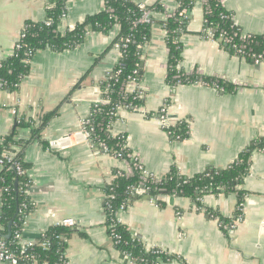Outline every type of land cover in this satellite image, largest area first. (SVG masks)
<instances>
[{"label":"crops","instance_id":"crops-1","mask_svg":"<svg viewBox=\"0 0 264 264\" xmlns=\"http://www.w3.org/2000/svg\"><path fill=\"white\" fill-rule=\"evenodd\" d=\"M106 1L66 0L67 12L57 30L63 34L85 17L101 13ZM131 1L146 5L160 1L163 10L155 14L156 21L177 9V0ZM222 4L244 33L264 35V0ZM47 8V0H0V62L13 54L25 23L44 21ZM189 15L181 36L180 66L188 74L219 79L223 89L169 85L165 31L155 23L140 47L141 78L136 81L142 91L140 102L120 110L107 131L111 137L125 134L128 150L163 179L172 169L186 178L224 169L251 141L264 136V60L247 61L205 37L199 0ZM117 35L114 26L108 32H89L71 50L36 51L18 86L0 88V144L18 120L25 123L16 136L24 145L13 148L21 151L31 180L27 194L33 207L21 238L37 243L51 227L72 218L74 227L66 228L62 237L64 264H140L116 248L107 228V188L129 165L79 135L80 121L105 102L101 84L120 57ZM131 90L132 85L127 88ZM167 101L172 125L187 124L184 139L175 138L159 123L158 111ZM52 112L40 137L32 139L33 129ZM56 139L62 146L49 148ZM238 188L245 192L242 201L235 193H207L195 201L167 195L159 204L138 186L118 219L144 252L159 249L172 256L156 264H264V151L252 153L249 172ZM239 203L242 220L225 230L220 222L228 223Z\"/></svg>","mask_w":264,"mask_h":264},{"label":"trees","instance_id":"trees-1","mask_svg":"<svg viewBox=\"0 0 264 264\" xmlns=\"http://www.w3.org/2000/svg\"><path fill=\"white\" fill-rule=\"evenodd\" d=\"M48 8L44 21H50V25H45L44 21H27L24 26V37L20 40V47L15 49L13 54L0 62V88L14 90L28 73L29 61L32 55L39 50L50 49L53 51L71 50L82 43L89 32H108L115 25L119 26L117 39L130 36L131 41L121 48L122 57L112 70V73L101 84L102 98L104 104L95 106L90 114V125L93 127V142H103L110 153L119 151L125 158L129 150L121 149L123 140L111 137L106 131L107 126L116 119L117 115L111 114L117 105L128 104L134 107L140 99H134V94L123 92L124 84L129 78L139 81L141 78V49L140 45L149 40L152 26L159 23L165 31V44L168 49L166 81L172 87L177 85H189L202 79L207 85L214 83L220 85V80L216 78L200 77L197 74H188L181 66L183 45L181 36L187 31L189 12L194 0H178L181 7L172 16L164 21L152 19L150 23L134 22L139 18L140 12L137 3L131 0H107L104 10L96 15L87 16L83 21L77 23L74 28L60 33L57 30L58 23L63 15H66V0H47ZM209 10L204 13V29H212L213 40L222 47L247 61H253V56L264 57V35H250L241 38L242 29L234 25L230 17L231 12L226 10L219 0H206ZM153 11L163 10L160 1L150 5ZM185 9V11H183ZM227 16V17H224ZM206 32H203L205 35ZM221 37L222 40L219 38ZM229 39V42L226 40ZM243 50L242 54H236V48ZM118 72V73H117ZM178 77V78H177ZM227 87L226 84H223ZM169 102V101H167ZM54 112L44 116L40 127L33 129L32 139L40 137L42 128ZM25 123L18 120L13 130L7 134L0 144V157L4 151L14 153L16 160L20 161L22 167L27 170V165L22 159L21 151H15L14 147L23 146L21 139H17L18 128ZM171 134L178 139H184L188 135L187 124L180 122L175 126L167 128ZM255 151H264V136L251 141L238 155L237 159L224 169H208L205 172L186 178L181 176L175 169H172L158 185L161 191L150 190L151 195L156 197L159 204H163L162 197L167 195L185 196L192 200L201 198L207 193H235L239 201L243 200L245 192L238 188L247 176L250 167V157ZM28 176L18 175L14 167L5 163L0 170L1 191V213H0V236H2L12 247H15V234L23 227L25 217L32 210L33 204L27 194ZM137 174L131 176H118L107 188L108 194H113L115 198L110 201V207L106 208L108 218L114 216V211L121 204L127 203L131 197L133 189L138 187ZM131 199V198H130ZM109 232V231H108ZM120 236L115 244L116 248L126 253L135 263L156 264L158 260L166 261L172 258L159 249L144 252L141 242L129 234L123 225H117L113 231ZM67 233L65 227L56 225L44 233L32 252L36 256L37 264H64V245L62 237ZM48 239L50 247L43 249L40 243ZM185 264V263H180Z\"/></svg>","mask_w":264,"mask_h":264},{"label":"built area","instance_id":"built-area-1","mask_svg":"<svg viewBox=\"0 0 264 264\" xmlns=\"http://www.w3.org/2000/svg\"><path fill=\"white\" fill-rule=\"evenodd\" d=\"M195 1L196 0H194V2ZM199 1L202 4V10H203V14H204L205 12H207L209 10V5H208L206 0H199ZM219 1L222 4L223 0H219ZM222 6H223V4H222ZM137 7H138V10L140 12V16L134 22V24H137V23H150L152 21V19L154 18L155 14L157 13L156 11H153L150 8V5H146V4H143V3H137ZM180 7H181V3H180V1L177 0V9L175 10V12L170 13V14H168L166 16L169 17V16L174 15L176 13V11ZM183 11H185V9ZM63 17H65V15H63ZM167 17H166V19H167ZM224 17H227V16H224ZM228 17H230V19L232 20L234 25L238 26L236 24L235 20H234V17H233L232 13L229 14ZM204 22H205V19H204ZM44 23H45V25L49 26L51 22L46 20V21H44ZM115 27H117V29L119 30V26L118 25H115ZM23 31H24V29H23ZM204 32H206L205 33V37H207L209 39H213V35L214 34H213L212 29H208L206 31L204 30ZM250 35H253V34H246V33H244L242 31L241 38H246V37H249ZM23 37H24V32L21 33V35H20V37H19V39H18V41H17V43L15 45V49L20 47L19 42H20V40ZM219 38L222 40L221 37H219ZM130 41H131L130 36L125 37V38L124 37H120L118 40H116V42H115L116 46L120 50L119 59L122 57L121 48L125 47L126 44L128 42H130ZM229 41H230L229 39L226 40V42H229ZM141 46L142 45H140V47ZM233 47L236 48V46H234V45H233ZM236 52H237L236 54H242L243 50H242V48L238 47V48H236ZM259 60H264V57L255 56V55L253 56V61H259ZM111 73H112V71L108 72L107 73V77H109L111 75ZM192 84L207 85L206 82H204L202 79H198L196 82H193ZM131 85H132V90L131 91H127V88L129 86L131 87ZM212 86H214V87H216L218 89H223L216 83H214ZM123 92L134 94V99H140L141 96H142V91H141L140 87H138V85L136 83V80L132 79V78H129L128 81L124 84ZM100 104H104V103H99V104H97L95 106H98ZM130 108L131 107L128 104H119V105L116 106L115 110L111 114L117 115L120 110H122V109L128 110ZM169 110H170V105L168 104V102H165L161 106L159 111H158L159 123L166 130H167V128L169 126H174L170 122ZM89 117L87 119H84V120L80 121L79 135H81V137H83L85 140H90L91 141L92 140V136H93L92 135L93 134V127L90 125ZM110 126H111V123L109 124V126H107L106 131H108ZM169 133L171 134V132H169ZM119 137L123 140V143L121 145V149L120 150H124V149L127 150L128 147H127L126 135L122 134ZM98 145L105 152H109L107 146L103 142L99 141ZM61 146L62 145H61V142H60L59 139L52 140V141H50V144H49V148L50 147H52V148H60ZM114 154L118 158H121V159L127 161L128 165H129L128 169H127V172H119L118 171L115 178H117L118 176H123V175L131 176V175L137 174L138 185H139V187H141L142 191L151 194L150 190L152 188L155 191H161L162 190V188H160L158 185H160L163 182V178H158L155 174H153L152 172H150L147 169H145L143 167L141 161L136 156H134L130 151L126 152L125 158L121 156V153L119 151L114 152ZM14 156H15L14 153L9 152V151H4L1 154V157H0V165H1V167L3 166V164L9 163V164H11L14 167V169L17 172L18 175H23V174L27 175V170H25L22 167L20 161L16 160ZM27 185H28L27 186V191H28V188L31 185V180H30L29 177H28ZM150 186H152V188ZM1 191H2V188H0V198H1ZM173 196H175V195H173ZM114 198H115V196L113 194H108L106 208L110 207L109 203ZM197 200H199V198H197ZM124 209H125V204H121L118 208L115 209L114 216L112 218H110L109 222H108L107 228H108L109 232L113 231L114 228L117 225H121L120 221L118 219V214L120 212H122ZM241 220H242V203H239L237 205V208H236L235 216L232 219H229L228 223L227 222L221 223L222 222L221 221L220 225L225 230H230V229H233L235 227V224L239 223ZM59 225H61L62 227H65V228H72V227H74L75 222H74V220L72 218H64L63 220H61ZM22 229H23V227H22ZM22 229L20 231L16 232V234L14 236L15 239H16L15 247H12L11 244H9L2 236H0V264H37L35 262L36 256L32 252L33 247L37 243L24 242L22 240V238H21L22 237ZM109 236H110V238H111V240L113 241L114 244H116L119 241V239H120V236L116 232L110 233ZM41 237H44V234ZM40 246L43 249H48L50 247L49 240L45 239L44 241H42L40 243Z\"/></svg>","mask_w":264,"mask_h":264},{"label":"water","instance_id":"water-1","mask_svg":"<svg viewBox=\"0 0 264 264\" xmlns=\"http://www.w3.org/2000/svg\"><path fill=\"white\" fill-rule=\"evenodd\" d=\"M146 198H148V199H149V198H150V195H149V194H148V195H146Z\"/></svg>","mask_w":264,"mask_h":264}]
</instances>
